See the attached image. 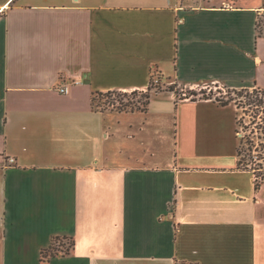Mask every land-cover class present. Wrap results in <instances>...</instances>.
Segmentation results:
<instances>
[{"label": "crops", "instance_id": "obj_1", "mask_svg": "<svg viewBox=\"0 0 264 264\" xmlns=\"http://www.w3.org/2000/svg\"><path fill=\"white\" fill-rule=\"evenodd\" d=\"M260 1L0 0V264H264V184L236 169L233 103L91 102L154 70L264 89ZM54 237L73 245L43 259Z\"/></svg>", "mask_w": 264, "mask_h": 264}, {"label": "trees", "instance_id": "obj_2", "mask_svg": "<svg viewBox=\"0 0 264 264\" xmlns=\"http://www.w3.org/2000/svg\"><path fill=\"white\" fill-rule=\"evenodd\" d=\"M259 15L260 13L258 14L255 21L256 36L264 37V32L260 31L259 28ZM158 83L159 79L155 85H157ZM153 84L154 78L153 74H151L146 90L130 91V94H142L143 99L140 102L134 103L129 100V98L127 97V93L129 92L127 91L108 90L105 92H95L91 98L92 106L98 110L114 109L119 111H146L148 108L150 97L152 95L149 90L152 88ZM175 87L176 83L173 82L172 86L165 89L176 91ZM161 90L163 89H160L158 91ZM235 90H237L236 94L238 95V99L227 97L224 100L217 98L213 100L219 105H227L234 102L233 104L236 107L235 133L238 138V144L236 147V169L249 171L254 178V187L255 189H258L262 184H264V89L254 87ZM115 94L118 96H122L117 99L118 105H114L115 100L111 97ZM102 97L105 98L103 101L101 99L97 100ZM123 97H127L126 101ZM181 98L182 97H180L179 99ZM200 99H212V97L205 96ZM99 102L102 103V105L99 104ZM57 239L59 238L54 237L53 241ZM72 245L73 241H70V248ZM70 248L66 249L63 252H60V254H68ZM47 249H45L44 251H46ZM48 252L50 253L49 256L56 255V253H51V250H49Z\"/></svg>", "mask_w": 264, "mask_h": 264}, {"label": "rangeland", "instance_id": "obj_3", "mask_svg": "<svg viewBox=\"0 0 264 264\" xmlns=\"http://www.w3.org/2000/svg\"><path fill=\"white\" fill-rule=\"evenodd\" d=\"M260 2H262V5L264 7V0H261ZM261 10L262 11H261L259 18H258L259 19V28H260V31L264 32V10H263V8H261ZM246 33L244 34L245 37L252 38V36H254V38H255V33L252 34L253 31H252V28L250 26H248ZM256 41H258V40H256ZM254 46H258V44L255 42ZM263 49H264V43H263ZM152 74H153V78H154V84L152 85V88L149 90V92L151 94H154L156 91H158L160 89H165L167 87L172 86L171 82L166 81L163 78H160L158 71L154 70ZM158 78H159V83L157 85H155L156 84L155 81L158 80ZM175 89H176L175 93H176L177 99L182 97V98H187V99L192 100V99H200V98L205 97V96H211L212 99L217 98V99H223L224 100L227 97H230L232 99H238V95L236 94L237 90L230 88V87H224V86H221L219 84H216V85L207 84V85L194 86L192 88H183V89H180V87L176 86ZM127 92H129V93H127V97L129 98V100H131L134 103L140 102L143 99V96L140 93L130 94V91H127ZM111 97L115 100L114 105H118L117 99L122 97V96H118L115 94ZM127 97L126 98L123 97L125 101H126ZM100 99L103 101L105 98L102 97V98H99L97 100H100ZM232 103H234V102H232ZM99 104L102 105V103H100V102H99ZM109 107H111V106H109ZM234 112L236 113V109H234ZM235 113H234V116H235ZM238 113H239V110H238ZM234 126H235V124H234ZM69 245H70V241L68 239L60 238V239H57L54 241L52 240V243L50 244L48 249L46 251H42L41 257L43 259L49 258V255H50V253L48 252L49 250L52 251L51 253H56V255H61L60 252H63L66 249L70 248ZM185 264H189V263H185Z\"/></svg>", "mask_w": 264, "mask_h": 264}, {"label": "built area", "instance_id": "obj_4", "mask_svg": "<svg viewBox=\"0 0 264 264\" xmlns=\"http://www.w3.org/2000/svg\"><path fill=\"white\" fill-rule=\"evenodd\" d=\"M157 81L158 80H156L155 83H157ZM57 91L65 94L68 91V88L65 85H63V86L58 87Z\"/></svg>", "mask_w": 264, "mask_h": 264}]
</instances>
